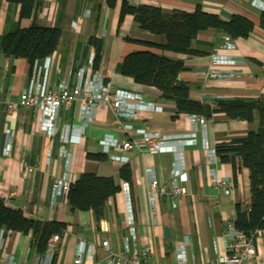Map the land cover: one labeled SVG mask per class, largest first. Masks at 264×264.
<instances>
[{"label":"crops","instance_id":"0c3cea01","mask_svg":"<svg viewBox=\"0 0 264 264\" xmlns=\"http://www.w3.org/2000/svg\"><path fill=\"white\" fill-rule=\"evenodd\" d=\"M117 0L109 7L106 0H41L35 16L20 20V5L0 0V197L26 216L45 221L65 222L67 227L59 234L55 264H76L74 259L79 247L84 248L82 262L78 264H105L107 254L101 247L104 235L111 237L115 249L148 254L142 264H180L178 248L184 245L186 259L183 264H218L226 253V221L235 219V205L243 210L250 207V172L237 161L238 170L230 163H223L215 152L217 143L245 138L249 131L257 129V121L236 120L224 113H216L201 125L196 115H176L172 101L161 98L154 86L136 83L122 75L117 68L123 58L132 51L152 50L173 60H183L186 70L179 79L190 87V97L201 102L213 103L238 96L263 97L264 99V30L260 16L264 12V0H126L133 5L159 6L164 10L193 11L200 7L223 20L234 14L242 15L255 24L246 39H231L214 29L200 31L193 47L205 52L202 56H187L152 48L132 39L163 42L164 37L154 35L139 27L132 15L119 23L122 2ZM36 18L41 25L58 27L61 37L57 50L52 53L49 83L60 82L81 67H87L95 55V46L89 39L95 36L103 40L102 60L97 70L105 84L141 94L144 101L159 106L156 111L139 112L137 119H123L136 128L159 129L165 134L180 138L196 134V142L180 146L172 145L178 153H150L149 151L111 149L110 155L121 159L99 161L87 158V153H102V138L115 136L123 140L127 134L119 120L107 105H100L92 120L80 118V107L74 102L70 108H62L58 117V133L50 137L33 122L32 111L20 110L11 116L4 109L5 102L17 99L30 77V65L26 59L5 57L1 49L2 37L19 25L28 27ZM231 41L230 47L225 38ZM213 56L236 59L232 63L214 61ZM228 72L227 78L211 77L212 73ZM71 80H75V75ZM69 131L76 135L73 142L63 143L60 133ZM79 141V142H78ZM65 147L71 152V183L84 173L113 176L121 190L105 203V215L97 222L90 210H71L67 193H55L53 178L65 171L66 160L60 154ZM104 153V152H103ZM108 156V155H107ZM129 165L132 171V203L135 215L137 240L133 243L127 233L126 198L124 180L120 169ZM218 173L233 182L230 193L215 189L210 183L211 172ZM187 173L186 195L181 196L175 207L167 198L156 195L152 201L151 181L158 179L169 184L175 171ZM183 184V182H180ZM5 193L6 197L1 193ZM157 208L156 218L151 215V205ZM2 231L0 255L7 251L23 264H35L37 253L31 245L30 235L17 231ZM256 255L244 264H264V231L256 233Z\"/></svg>","mask_w":264,"mask_h":264},{"label":"trees","instance_id":"16d2710c","mask_svg":"<svg viewBox=\"0 0 264 264\" xmlns=\"http://www.w3.org/2000/svg\"><path fill=\"white\" fill-rule=\"evenodd\" d=\"M7 1L20 5V20L35 16L36 9L41 4V0ZM116 1L106 0V3L109 7H114ZM128 15L133 16L140 28L165 38L163 42H148L127 37L128 40L187 56L205 55L204 51L193 47L200 31L214 29L231 39H246L255 27L252 20L238 14L226 21L217 14L203 11L200 7L193 11H167L159 6L133 5L124 0L119 15L120 25ZM260 27L264 30V12L260 16ZM60 37V28L41 25L35 18L30 26L19 25L14 31L5 34L1 40V49L5 57L26 59L31 71L35 63L41 64L45 57L57 50ZM89 41L96 49L93 69L97 71L102 60L103 40L92 36ZM117 70L122 75L133 78L136 83L156 87L163 100L175 103L174 117L186 113L211 119L216 113H224L230 119L257 121V129L249 131L248 136L217 143L215 152L223 163L233 166L235 173L238 170L237 161L250 172V207L243 210L241 205H235V227L247 235L264 231L263 97L238 96L213 103L194 100L190 97V87L179 79V75L186 70L184 61L173 60L152 50L128 53ZM87 158L103 161L108 156L103 152L87 153ZM120 177L131 186L132 171L129 165L120 169ZM120 190L121 186L115 183L111 175L84 173L71 183L67 192L68 204L71 210L92 211L94 219L99 222L105 215L106 201ZM66 227L65 222L28 217L20 208L12 206L0 197V229L30 235L31 245L37 253H43L48 239L54 234H62Z\"/></svg>","mask_w":264,"mask_h":264},{"label":"built area","instance_id":"2783aa9c","mask_svg":"<svg viewBox=\"0 0 264 264\" xmlns=\"http://www.w3.org/2000/svg\"><path fill=\"white\" fill-rule=\"evenodd\" d=\"M226 44L223 47H230L231 41L226 37ZM53 57L48 55L43 59L41 64L35 63L28 80L27 85L22 89L17 99H11L5 102L3 109L11 116L18 114L20 110L32 111L33 122L37 124L39 129L46 135L53 137L58 133V117L62 108H70L74 102L79 103L80 118L89 121L94 118L97 107L107 105L119 120L123 131L127 137L118 140L115 136L102 138L103 152L110 159H121V157L110 155L111 149H123L138 151H149L150 153H178L179 149L172 145L177 141L180 146H188L196 142V134L191 137L180 138L172 134H165L162 130H149L145 127L136 128L131 122H124L123 119H137L139 112L156 111L159 106L154 103L144 101L141 94L130 92L123 89H114L110 85L105 84L103 78L98 71L93 69V60L87 67H81L74 74L67 75L60 82L49 83L50 71ZM214 61L222 63H232L236 59H223L213 56ZM75 75V80H71ZM231 75L228 72L212 73L211 77L227 78ZM0 108L2 105L0 103ZM196 120L199 124L204 125L206 120L204 117L197 116ZM64 144L73 142L76 135H70L69 131L60 133ZM79 142V141H78ZM60 154L65 158V171L61 176L53 178L54 192L67 193L71 186V180L67 172L70 170L71 152L65 147L60 148ZM187 181V173L184 170L174 172L172 181L169 184H162L158 179L151 181L153 192L150 199L153 201L158 195L160 198H167L172 207H175L181 196L188 192V187L184 182ZM183 182V184H180ZM210 183L215 189H222L226 193H230L233 182L231 179L222 177L217 169L211 172ZM6 197L5 193H1ZM124 194L126 198L127 213V233L130 240L135 243L137 240V232L135 225V215L133 211L131 186L128 182H124ZM157 208L151 205V215L156 218ZM226 253L219 257L218 264H244L245 261L256 255L255 238L256 234L247 235L239 231L234 225V219L226 221ZM259 232V231H258ZM59 234L52 235L47 242L46 250L37 255L35 264H54L56 259V251ZM5 244L4 239L0 240V246ZM101 247L107 254L105 264H142L148 254H140L136 248L131 251L128 246L125 250L115 249L112 246L111 237L104 235L101 239ZM84 248L79 247L76 251L74 263L82 262ZM180 264L186 259L184 245L179 246L177 253ZM0 264H23V262L7 251H3L0 255Z\"/></svg>","mask_w":264,"mask_h":264},{"label":"rangeland","instance_id":"374dc122","mask_svg":"<svg viewBox=\"0 0 264 264\" xmlns=\"http://www.w3.org/2000/svg\"><path fill=\"white\" fill-rule=\"evenodd\" d=\"M24 59V58H23Z\"/></svg>","mask_w":264,"mask_h":264}]
</instances>
